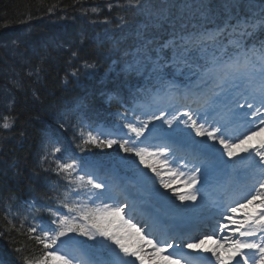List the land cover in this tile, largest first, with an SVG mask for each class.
<instances>
[{
	"label": "snow or ice",
	"instance_id": "snow-or-ice-1",
	"mask_svg": "<svg viewBox=\"0 0 264 264\" xmlns=\"http://www.w3.org/2000/svg\"><path fill=\"white\" fill-rule=\"evenodd\" d=\"M125 6L142 21L121 17L119 36L106 28L95 38L110 44L103 54L110 71L119 64L125 77L136 78L100 93L124 112L114 114L118 122L110 128L86 131L82 99L57 123L63 129L70 116L80 118L76 148L117 146L127 154L118 168L131 178L117 168L101 177L58 137L49 138L39 164L49 171L51 158L66 190L46 208L51 226L27 229L43 251L25 264H264V40L254 39L264 33V0H126ZM130 37L132 44L122 47ZM83 68L91 75L96 64L86 60ZM181 75L183 86L176 80ZM15 123L5 116L0 128ZM238 170L251 182L237 191ZM212 179L216 196L209 207ZM212 208L223 221L220 240L215 233L193 236L194 218ZM102 250L108 258L100 261Z\"/></svg>",
	"mask_w": 264,
	"mask_h": 264
},
{
	"label": "trees",
	"instance_id": "trees-1",
	"mask_svg": "<svg viewBox=\"0 0 264 264\" xmlns=\"http://www.w3.org/2000/svg\"><path fill=\"white\" fill-rule=\"evenodd\" d=\"M80 0H0V31L4 27H19L21 23L33 20H39L41 18H52L57 19L62 16V14L69 12L70 10H77V6ZM88 3L93 0H86ZM51 11H55L62 14H56ZM41 13L40 15H37ZM70 13V12H69ZM67 13V14H69ZM32 18L30 19V16ZM76 17V16H75ZM49 23L40 24L42 32L47 29ZM32 24L30 26L21 27L18 29V32L24 33V39L20 40L17 43V47H19V52L23 53V57L21 59H28V54L35 48H37V52H44L47 49L50 51L51 48H46L47 43L44 44L42 41V32L37 33V43H35L34 36L32 34ZM70 29V33H77L78 30L82 29V21L80 19L74 21L72 25L68 27ZM68 29V31H69ZM93 50L96 52L95 47ZM46 77L50 78L47 82L48 91L52 92L58 88V82H61V75L63 73V65L57 61L55 56L51 58H47V63L44 65ZM64 76V74H63ZM19 107L23 113L27 115H36L37 106L36 103L32 101V99H20ZM28 122H25V124ZM27 153L24 156H28ZM0 230L3 234H7V240L12 244L13 249L23 250L26 249L29 252L34 250L33 244L29 241L27 236H24L22 232L18 230L16 226L11 225L7 220H2L0 222Z\"/></svg>",
	"mask_w": 264,
	"mask_h": 264
},
{
	"label": "bare ground",
	"instance_id": "bare-ground-1",
	"mask_svg": "<svg viewBox=\"0 0 264 264\" xmlns=\"http://www.w3.org/2000/svg\"><path fill=\"white\" fill-rule=\"evenodd\" d=\"M41 13H39V14H37V15H40ZM28 17H30V19L32 18V15H30V16H28ZM32 29H33V32L34 33H41L42 32V29H41V27H40V25L39 24H34L33 25V27H32ZM40 58V56L39 55H37L36 53H34V52H30L29 54H28V59H30L31 61H33V63H34V68L36 69V67H37V60ZM16 97H17V91H12V96L11 97H3L1 100H2V104H5L6 105V107H7V109H9L10 108V105L12 104L10 101L11 100H13V101H15L16 100ZM6 116H12L13 117V114H12V112L11 113H8V114H6ZM15 126H16V128L18 129V126H17V121H16V123H15ZM241 171V170H240ZM238 172H239V170H238ZM244 176V175H243ZM243 176H241L242 178H243ZM204 232H208V230H203L202 231V233H204ZM209 234H211V233H209ZM146 251H148V252H150V248H147L146 249Z\"/></svg>",
	"mask_w": 264,
	"mask_h": 264
}]
</instances>
